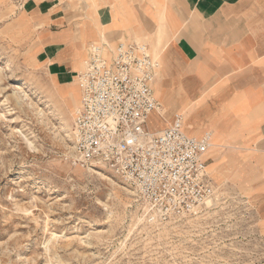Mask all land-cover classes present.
Instances as JSON below:
<instances>
[{"label": "rangeland", "instance_id": "rangeland-1", "mask_svg": "<svg viewBox=\"0 0 264 264\" xmlns=\"http://www.w3.org/2000/svg\"><path fill=\"white\" fill-rule=\"evenodd\" d=\"M28 1L0 0V264H264V138L256 132L264 111H252L254 118L240 121L242 127L228 126V138L225 128L206 123L193 109L208 104L200 111L230 116L221 108L245 87L264 90V74L232 78L244 73L213 62V53L211 66L223 76L203 82L198 67L206 56L182 61L163 31L140 38L161 61L157 76L172 89L171 104L186 99L188 85L195 88L192 103L180 110L190 133L208 125L215 145L208 150L216 182L209 202L195 214L152 220L106 164L70 163L76 84L62 87L44 62V25ZM71 1L56 0L66 12ZM222 87L225 93H219ZM163 88L156 87L155 95L165 111ZM168 116L165 111L163 123ZM163 123L151 120L157 129Z\"/></svg>", "mask_w": 264, "mask_h": 264}, {"label": "built area", "instance_id": "built-area-1", "mask_svg": "<svg viewBox=\"0 0 264 264\" xmlns=\"http://www.w3.org/2000/svg\"><path fill=\"white\" fill-rule=\"evenodd\" d=\"M160 61L145 42L108 47L91 43L75 73L79 104L72 115L68 159L80 168L103 164L131 188L152 220L195 214L215 193L204 155L210 132L187 134L175 113L154 130L150 117H162L153 90Z\"/></svg>", "mask_w": 264, "mask_h": 264}, {"label": "crops", "instance_id": "crops-1", "mask_svg": "<svg viewBox=\"0 0 264 264\" xmlns=\"http://www.w3.org/2000/svg\"><path fill=\"white\" fill-rule=\"evenodd\" d=\"M29 3L30 7L27 9L38 14V21L44 25L41 32L45 43L40 54L56 79L62 82V87H67L66 84L75 81L77 105L80 92L75 73L83 67L80 57L86 54L87 58L89 45L100 42L99 40L108 47H113L120 41L130 42L136 38L145 42L140 38L152 37L156 32L163 31L168 45L178 53L182 61L189 62L195 57L206 56L202 60V66L198 67L197 77L203 79V82L223 76L222 73H217V68L211 66L212 61L219 64L225 62L233 72L244 73L232 78L242 77L247 80L253 77L254 72L264 74V0H72L67 12L56 0H29ZM149 51L156 57L150 47ZM213 53L218 57L211 61L208 57ZM242 66H245L242 71L237 70ZM161 69L160 61L159 73ZM259 77L264 78V75ZM160 85L164 87V94L168 95L165 111H168L170 121L175 113H180L187 134L199 137L204 132H210L207 125L197 134L190 133L186 124L187 116L180 110L189 99L192 103L189 95L195 93L193 86L189 89L188 85L186 91L184 89L186 99H182L180 104H171L169 95L172 89L162 80L159 81L158 76L153 83L154 95L156 87ZM260 91L249 92L245 87L244 91L237 92L234 102L229 101L228 107L221 108L230 111V116L221 111L201 112L200 109H208V104L199 105L200 107L193 105V109L195 108L198 116L206 123L211 120V124L214 121L215 126L225 128L229 138L228 126L233 124L235 128L242 127L240 121L254 118L252 111H264V90ZM222 92L223 87L219 90V93ZM156 99L158 100L157 97ZM160 105L162 117L153 114L150 122L155 118L158 124L161 122L162 125L165 111L161 103ZM260 105L261 108H258ZM207 114H211L212 118H206ZM224 115L227 117L226 121L223 119ZM260 116L263 122L256 132L264 138V112ZM218 118L223 119L220 125L216 124ZM169 122L167 120V123H163V127ZM151 127L157 130V126L151 124ZM204 159L207 171L216 185L208 169L211 160L209 151L204 155Z\"/></svg>", "mask_w": 264, "mask_h": 264}, {"label": "bare ground", "instance_id": "bare-ground-1", "mask_svg": "<svg viewBox=\"0 0 264 264\" xmlns=\"http://www.w3.org/2000/svg\"><path fill=\"white\" fill-rule=\"evenodd\" d=\"M84 61H85V60H84ZM83 63H84V62H83ZM72 69H74V68H72ZM73 71H74V70H73ZM73 82H74V81H73ZM73 82H71V83H73ZM158 90H159V89H158ZM159 92H160V91H159ZM72 94H73V93H72ZM76 95H77V92H75V96H74L75 98L73 99V103H74L75 105H77V103H78V102H77V96H76ZM72 96H73V95H72ZM40 114H41V113H40ZM197 121H198V120H197ZM164 123H166V121H165ZM189 123H190V122H189ZM214 144H215V143H214ZM214 146H215V145H214ZM214 146H213V144H211V146H210L209 149L212 150V149L214 148ZM100 174H101V173H100ZM208 202H209V201H208Z\"/></svg>", "mask_w": 264, "mask_h": 264}]
</instances>
